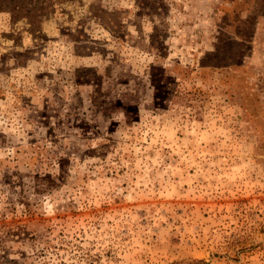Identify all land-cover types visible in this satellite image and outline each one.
<instances>
[{"label":"rangeland","instance_id":"1","mask_svg":"<svg viewBox=\"0 0 264 264\" xmlns=\"http://www.w3.org/2000/svg\"><path fill=\"white\" fill-rule=\"evenodd\" d=\"M7 1L0 264H264V0Z\"/></svg>","mask_w":264,"mask_h":264},{"label":"trees","instance_id":"2","mask_svg":"<svg viewBox=\"0 0 264 264\" xmlns=\"http://www.w3.org/2000/svg\"><path fill=\"white\" fill-rule=\"evenodd\" d=\"M9 6V12L13 15L15 20L21 19V18H29L32 21H37L39 18V14L37 15V9H28L29 7V1L28 0H8L7 1ZM40 10V9H39ZM40 22V21H38Z\"/></svg>","mask_w":264,"mask_h":264}]
</instances>
